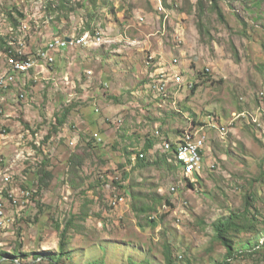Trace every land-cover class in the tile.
<instances>
[{"label":"rangeland","instance_id":"374dc122","mask_svg":"<svg viewBox=\"0 0 264 264\" xmlns=\"http://www.w3.org/2000/svg\"><path fill=\"white\" fill-rule=\"evenodd\" d=\"M53 5L21 26L30 51L79 29L105 42L55 52L0 96V264H221L214 227L232 215L254 228L231 234L245 255L230 263L264 264V0ZM189 129L205 145L193 179L162 149Z\"/></svg>","mask_w":264,"mask_h":264},{"label":"bare ground","instance_id":"6f19581e","mask_svg":"<svg viewBox=\"0 0 264 264\" xmlns=\"http://www.w3.org/2000/svg\"><path fill=\"white\" fill-rule=\"evenodd\" d=\"M52 1H54V0H21V2H23V3L21 5L19 4L18 7H19L21 13H23L21 15H23L24 18H20V19L18 18L17 19V17H15V15H14V17L17 19L16 20L17 23H16L15 27L12 26V25H9L8 31H6L8 36H9V40H10V43L8 44V47L6 49V51H8V53L6 54V56H8L7 60H9V58L13 54L14 41L15 42H21V50H28L29 49V44H28L29 41L26 43L25 40H22L23 36L26 33V29L21 30V26L23 25V19H25L27 17L28 19H33V20H31V22H33L34 18L36 16H38V6L41 8L40 10H42V9L46 8L44 6V4L46 2H47V4L50 3V2L52 4ZM16 2L19 3V1H16ZM15 4H17V3H15ZM33 5H38V6H37V8H34ZM12 8H14V10L16 9V12H17V10H18L17 8H15V7H12ZM5 10L7 11V9H5ZM2 15L4 17H6L5 14H2ZM17 15H20V14H17ZM6 19H7V17H6ZM45 21H46V19H45ZM37 23H38V18H37ZM37 23H36V25H37ZM9 24H11V23L9 22ZM38 29L39 28L37 27L36 30H38ZM74 32L75 31H73L72 34H67V35H63V36H58V35H53V37L51 36V40L48 41L45 44L44 48L45 47H51L53 45H56L58 43L63 42L65 37H73L75 44H82L84 41L90 40L91 46L89 48L99 47L103 43V42H99V45H98V42H97V35L98 36H102V34L100 32H95V31H93V32L89 31L88 32V31H85V30L81 32L80 29H79V33L74 34ZM44 48L37 47V49H44ZM75 48H77V47H75ZM0 74H2V72H0ZM177 78L178 77H176V79ZM156 87H158V86H156ZM164 87L165 86H164L163 83H162V85H159V91L160 92H165V91H163L165 89ZM157 90H158V88H157ZM186 134H191V130L190 129L189 130H184V132H183V134H182V136L180 137L179 140L178 139L173 140L171 143H173L174 146H172V144L170 142H168L167 140H163V142H162L163 143L162 144L163 152L165 154L173 155V157L175 159L176 166H180L182 171H188V164L184 161L183 156H180V155H185V151H187V149H188V157H201L199 155L198 151H201L202 149H200V147L203 146L202 141L200 139H198V137H197L198 134H199L198 132L194 133V137L192 138V140H186L185 139ZM140 158H143V157L140 156ZM201 163H202V161H197L196 162V168H197V166L200 167Z\"/></svg>","mask_w":264,"mask_h":264},{"label":"built area","instance_id":"2783aa9c","mask_svg":"<svg viewBox=\"0 0 264 264\" xmlns=\"http://www.w3.org/2000/svg\"><path fill=\"white\" fill-rule=\"evenodd\" d=\"M6 1L7 0H0V8H2V2ZM31 20L33 19H23V26H31ZM8 25L15 27L13 24ZM97 42L99 45V42H105V40L102 36L97 35ZM90 46V40H86L82 44H75L73 37H65L61 43L51 47H45L44 49L36 48L35 50L30 51L29 49L21 50V42L14 41L13 54L9 60L5 61L7 68L4 70V72H2V74H0V96L3 94H8L9 91H11V89L16 86L20 88V90L26 87L24 80L21 83H18L20 79L19 77H29V74L32 72V70H36L44 64H51L53 62V55L55 52L75 47L89 48ZM19 97L23 99L24 95L21 93L19 94ZM221 131L223 134L225 133V129L223 127H221ZM193 137L194 130L191 129V134H186L185 139L192 140ZM200 149H202V157H188V149L185 151V155H180L183 156L184 161L188 164V171H180L183 176H188L190 179H193V173H196V162L205 161V145L201 146ZM140 156L143 157V155ZM172 190L174 189L172 188ZM19 195L25 196L27 193L24 191L20 192ZM1 215L2 211L0 210V216Z\"/></svg>","mask_w":264,"mask_h":264},{"label":"trees","instance_id":"16d2710c","mask_svg":"<svg viewBox=\"0 0 264 264\" xmlns=\"http://www.w3.org/2000/svg\"><path fill=\"white\" fill-rule=\"evenodd\" d=\"M54 1H56V0H54ZM54 1H52V4H51V2L47 4V7L45 8V9H47V12L51 8L49 5H53ZM64 4H65V2L63 1V5ZM3 7L4 6H2V8ZM13 7H15V8L18 9L17 12H16V9L14 10V8L11 7V10L6 12V15H7L6 17H7V20L11 24L16 25V23H17V21H16L17 19L15 18L16 15L17 14H20L18 16L21 17V18H24V16L21 15L23 13H21V11H20V9H19V7H18L17 4L14 5ZM14 15H15V17H14ZM4 44H5V41H4V39H2L1 46H3ZM195 89H196V85H193L191 92L194 93L195 92ZM64 120H65V115H63L61 117V119H58V124H62ZM164 140H167L170 143L172 142L170 139H168V136H166V138H164ZM171 144H172V146H174L173 143H171ZM152 146H153L152 144H149L147 146V149L148 148L151 149ZM40 150H43V148L42 149L39 148V151ZM198 152H199V155L202 157V151H198ZM42 154H44V153H42ZM163 157L165 159V161H164L165 163H167L166 161H168V162L174 161L175 162V159H174L173 155H171V154H165L164 153L163 154ZM139 162H140V164H143L144 163V160L143 159H140ZM175 167H177V166L175 165ZM40 168H41L39 170L40 173L43 172V171H45V169H46V168L44 169V167H40ZM40 173H39V175H40ZM46 173H44L43 175L41 174L40 177H38V175H37V180L39 179V181H42V176H45ZM184 181H185L186 185L193 186L190 183V180L189 179L184 178ZM40 185H41V183H40ZM41 188H44V187L43 186H40V189ZM250 198H252V197L248 196L246 198V200L248 201ZM151 223H153V222L151 221ZM69 228H70V225L67 223L66 225H64V227H63V229H62V231L60 233V245H59V249L61 251H63L64 243H65V240L64 239L67 236V231L69 230ZM246 228L249 229V230H253L254 226H253V224H250V221L249 220H246L243 216H235V215L229 216L226 219L224 218L223 220H221L220 222H218L215 225V227H214L215 239L218 240L221 243V245L226 250V259L221 264H231L230 262L232 260H234L236 257H241V256H244L245 255V253H238V252H236L233 249L232 242L230 240L231 239L230 236H231V234L233 232H240L241 230H244ZM165 252L167 253V250H165ZM9 257L10 256H8L6 259L12 258L11 261H13L14 264H21V261H20L21 259L20 258H17L18 256L15 255L14 257H10V258ZM48 259H49V261L51 263L54 261L53 257H48Z\"/></svg>","mask_w":264,"mask_h":264},{"label":"crops","instance_id":"0c3cea01","mask_svg":"<svg viewBox=\"0 0 264 264\" xmlns=\"http://www.w3.org/2000/svg\"><path fill=\"white\" fill-rule=\"evenodd\" d=\"M54 33H55V32H54ZM30 36H31V35H30ZM31 38H32V37H31ZM3 39H4V38H3ZM36 48H37V47H36ZM36 48H35V49H36ZM35 49H34V50H35ZM14 89H19V88L16 86V87H14Z\"/></svg>","mask_w":264,"mask_h":264}]
</instances>
